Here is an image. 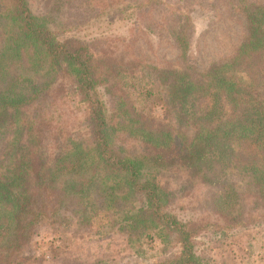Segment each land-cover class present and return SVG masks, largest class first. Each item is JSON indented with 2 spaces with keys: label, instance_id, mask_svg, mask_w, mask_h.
Returning a JSON list of instances; mask_svg holds the SVG:
<instances>
[{
  "label": "trees",
  "instance_id": "obj_1",
  "mask_svg": "<svg viewBox=\"0 0 264 264\" xmlns=\"http://www.w3.org/2000/svg\"><path fill=\"white\" fill-rule=\"evenodd\" d=\"M194 8L211 13L188 58ZM103 15L164 34L175 60L68 34ZM68 95L81 131L61 121ZM194 186L214 222L174 211ZM216 221L264 225V0H0V264H58L68 235L94 234L137 264H207Z\"/></svg>",
  "mask_w": 264,
  "mask_h": 264
},
{
  "label": "rangeland",
  "instance_id": "obj_2",
  "mask_svg": "<svg viewBox=\"0 0 264 264\" xmlns=\"http://www.w3.org/2000/svg\"><path fill=\"white\" fill-rule=\"evenodd\" d=\"M163 1H171L173 4L176 2V0ZM210 13L209 10L203 8H194L190 13L194 39L192 47L187 53L188 58H195L196 56L195 39L199 38L209 24ZM225 27H222V31ZM143 33L132 16L126 17L124 21L120 22L117 20L108 21L103 15L97 20L90 18L76 28L72 26L68 29V34H76L84 38H111L109 42L111 46L117 44V38H125L128 42L134 41L135 49L133 52L140 51L139 54L144 58L155 62H159L161 57L170 61L175 60L176 51L171 47L164 34L148 37ZM218 35L216 33L214 36ZM212 40L210 37L208 42H212ZM61 109V121L68 128L73 127L80 131L81 128H84L82 121L86 112L85 105L80 103L76 97L68 95L65 103L61 105ZM167 178L171 180L170 187H176L177 181L172 176ZM205 195H207V189L201 187H198L196 192L195 186L192 189H180L175 192L173 209L181 219H196V217L202 216V219L207 220L209 217L210 221L214 222L216 218L209 213L208 206H199V203L207 204L203 201ZM216 222L221 225L220 228L213 224L208 225L207 229H204L198 236V249L207 264H264L263 224H250L247 227L228 226L226 229H222L223 223L221 221ZM68 238V248L61 250L57 259L60 261L58 264H89L96 257L102 259L105 264H111L113 256H116V264H137L139 260L135 261L131 257L129 258L131 247L115 234L108 236L106 234H94L85 239H79L76 235H68ZM157 247L159 245L155 243L154 249ZM145 249H147V245H145ZM154 249L148 250L149 253L154 252ZM149 253H144V257Z\"/></svg>",
  "mask_w": 264,
  "mask_h": 264
}]
</instances>
